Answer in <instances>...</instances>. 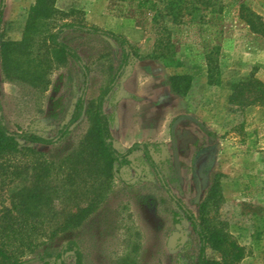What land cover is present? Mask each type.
I'll list each match as a JSON object with an SVG mask.
<instances>
[{
  "label": "rangeland",
  "instance_id": "1",
  "mask_svg": "<svg viewBox=\"0 0 264 264\" xmlns=\"http://www.w3.org/2000/svg\"><path fill=\"white\" fill-rule=\"evenodd\" d=\"M2 1L0 33L6 40L20 41L35 0ZM156 1L157 10L149 11L137 8L136 0H55L59 11L75 10L66 21L120 34L133 53L104 100L110 130L120 135L132 119L164 129L166 134L154 142L156 149H150L156 169L148 165L140 150L130 154L129 166L117 170L113 164L109 190L99 206L81 224L65 231H59L60 224L86 205L91 189L86 191L83 183L79 190L57 188L63 176L57 169L49 179L39 181L36 155L0 156V223L11 210L17 233L36 245L20 264H59L56 254L70 240L78 244L83 264H195L198 238L187 212L199 218L200 205L215 181L222 193L217 216L249 250L239 264H264V108L252 105L234 110L227 104L239 81L252 75L264 82V38L237 18V8L244 4L264 23V0H221L232 8L217 20L211 34L195 26L173 24L163 13V0ZM198 19L197 12L194 20ZM63 21L58 15L40 25L34 35V55L42 56V38ZM167 37L175 43L176 59L152 58L157 42ZM60 40L74 47L89 68L85 101L96 98L107 84L111 68L117 66L121 49L105 36L79 31L66 30ZM207 44L219 47L218 70L212 82L202 56ZM38 64L42 71L35 84H30L21 78H6L0 60V104L11 131H31L50 138L69 120L82 92L83 76L71 59H30L31 69ZM172 74L189 76L190 87L184 96L171 92L168 78ZM167 123L172 125V135L163 127ZM87 129L83 115L70 126L62 143L49 148L27 145L44 152L51 168V163L58 165L78 146ZM126 146H118V151ZM205 147H212L213 154L203 181L194 178L192 161ZM204 161L205 157H200L195 168ZM175 217L180 234L169 247V237L176 231ZM45 252L51 255L41 258ZM206 254L219 258L209 248ZM63 258L66 264H76L71 252Z\"/></svg>",
  "mask_w": 264,
  "mask_h": 264
},
{
  "label": "trees",
  "instance_id": "2",
  "mask_svg": "<svg viewBox=\"0 0 264 264\" xmlns=\"http://www.w3.org/2000/svg\"><path fill=\"white\" fill-rule=\"evenodd\" d=\"M163 2V13L171 18L173 24L195 26L201 28L202 32L210 34L215 32L217 20L223 18L224 12L229 14L232 8L229 2L223 3L221 0H163ZM136 5L139 9L149 11L157 10L158 6L156 0H136ZM74 12L73 9L67 12L59 11L55 7V0H35L29 8L20 41L6 40L0 33V60L4 76L9 80L21 78L30 84H35L38 80L36 75L42 69L38 68L40 64L31 69L30 59H54L56 61L60 60V62L71 59L81 68L83 76L82 92L73 105L69 120L58 129L53 137H44L31 131H11L5 123L0 104V156L15 153L36 155L37 160H39L37 168L41 171L38 175L39 181L43 178L44 180L49 179L52 172L57 169L63 175L57 188L79 190L83 185L86 186V191L91 189L90 192H87L90 195L88 201L86 199V205L79 206L74 214L64 220L60 224L59 231L78 226L99 206L103 195L106 194L109 188L113 176V164H116L115 168L117 170L123 166H129L131 161L128 155L132 151L142 150L148 165L156 169V164L150 155V149H156L157 144L134 143L125 152H119L113 145L109 118L103 111L105 97L115 86L133 54L127 39L113 31L84 23L66 21L65 18L70 17ZM197 12L199 13V19L196 21L194 15ZM2 14L3 1L1 0L0 24L2 23ZM58 15L64 21L54 31H48L45 37L42 38L43 45L41 44V48L44 49V53L38 58L37 53L34 55V49H36L34 35L40 25ZM237 18L247 26L249 31L264 38V23L259 14L246 5L240 4L237 8ZM66 30L79 31L93 36H105L115 42L121 49L120 59L117 66L111 68L112 73L107 84L101 89L96 98L88 102L85 101V93L90 71L88 66L82 62L76 49L60 40V36ZM174 46L175 43L171 42L170 37L159 40L152 58L176 59ZM202 49V56L207 66L208 80L212 82L214 72L218 70V63L215 59H219V47L207 44ZM168 80L171 92L177 96H184L190 87V78L185 74H172ZM227 104L229 108L234 110H242L252 105L264 108V82L252 75L246 80L239 81L235 89L229 94ZM83 115L88 122L87 134L77 147L58 162V165L51 163L52 167L50 168L44 159L45 153L27 145L33 144L49 148L62 143L70 132V126ZM170 130L172 134V125ZM81 175L84 176L82 180H80ZM221 202L220 185L215 181L209 187L207 195L200 205L199 218H195L192 213L187 212L188 220L198 238L195 264H239L249 254V250L233 237L226 224L218 218L217 212ZM24 204H26V201ZM12 221L11 210L8 209L4 222L0 223V264H20L27 253L35 250L36 245L33 244V241L29 237L17 233L18 230ZM207 248L217 252L219 258L208 257L206 254ZM68 252L75 255L76 264H83L82 252L78 244L72 240L67 241L56 254L59 264H66L63 256ZM50 255L51 253L45 252L44 255L40 256L43 258Z\"/></svg>",
  "mask_w": 264,
  "mask_h": 264
},
{
  "label": "crops",
  "instance_id": "3",
  "mask_svg": "<svg viewBox=\"0 0 264 264\" xmlns=\"http://www.w3.org/2000/svg\"><path fill=\"white\" fill-rule=\"evenodd\" d=\"M131 117H134V115H131ZM163 127H165V128L168 127L167 133L172 135L171 130H170L171 129L170 123L163 125ZM109 128H110V123H109ZM158 129L153 128L151 126H144L143 124H140V123L138 124L134 120L130 119L129 125L123 129V131L120 133V135H119V132L116 133L113 131V129L110 130V133H111L112 138H113V145L115 144L116 147L115 146L114 147L117 148V150H118V146L120 147L123 145L124 146L127 145L125 149H122L121 151H119V152H125L134 143H141V144L147 143V140L151 141V143H154V142H156V141L158 142L159 140L164 138V134H166L164 132V129L163 130L161 128H160V130H158ZM172 133H173V131H172ZM135 151H139V149L134 150L131 153H133ZM140 151H142V150H140ZM130 154L128 155V158H129Z\"/></svg>",
  "mask_w": 264,
  "mask_h": 264
},
{
  "label": "flooded vegetation",
  "instance_id": "4",
  "mask_svg": "<svg viewBox=\"0 0 264 264\" xmlns=\"http://www.w3.org/2000/svg\"><path fill=\"white\" fill-rule=\"evenodd\" d=\"M172 145H173V140H172ZM173 149H174V145H173ZM200 150L201 149H199L197 151V153L194 155V158L192 161V165H193L192 171H193L194 178H196V176H198V177L202 178L204 181L206 179L207 170L212 163L211 160H212L213 152H212V147H205V148H202L203 151H200ZM200 157H205V161L199 165L198 169H196L195 166H196V163ZM173 159H174V157H173ZM175 219H176L175 227H176V230L178 232V235L176 236V239H177V237H179V234H180V232H179L180 225L178 223V221H179L178 217H175ZM177 225H179V227H177ZM176 239L174 240V242L176 241Z\"/></svg>",
  "mask_w": 264,
  "mask_h": 264
},
{
  "label": "water",
  "instance_id": "5",
  "mask_svg": "<svg viewBox=\"0 0 264 264\" xmlns=\"http://www.w3.org/2000/svg\"><path fill=\"white\" fill-rule=\"evenodd\" d=\"M173 145H174V141H173ZM200 151H203L202 149ZM173 157H174V161L175 163H177V153H176V150L175 148L173 149ZM177 227H179V225H177ZM178 235V232L177 230L176 231H173V233L171 234V236L169 237V241H168V246L170 247L174 240L176 239V236Z\"/></svg>",
  "mask_w": 264,
  "mask_h": 264
}]
</instances>
